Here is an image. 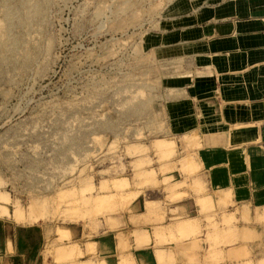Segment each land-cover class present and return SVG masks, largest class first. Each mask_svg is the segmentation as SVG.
<instances>
[{
  "label": "rangeland",
  "instance_id": "rangeland-1",
  "mask_svg": "<svg viewBox=\"0 0 264 264\" xmlns=\"http://www.w3.org/2000/svg\"><path fill=\"white\" fill-rule=\"evenodd\" d=\"M173 2L0 0V217L115 229L109 217L175 169L174 142L159 139L164 58L152 50L161 22L172 29L178 17L167 10ZM199 205L205 224L184 221L173 228L185 236L163 244L187 240L186 264H264V208L253 224L242 213L255 234L205 211L210 199ZM56 233V262L66 264L80 253L73 245L64 258L67 236ZM136 237L137 246L149 243L146 233ZM127 247L119 237V250ZM195 248L202 253L193 260Z\"/></svg>",
  "mask_w": 264,
  "mask_h": 264
},
{
  "label": "crops",
  "instance_id": "crops-1",
  "mask_svg": "<svg viewBox=\"0 0 264 264\" xmlns=\"http://www.w3.org/2000/svg\"><path fill=\"white\" fill-rule=\"evenodd\" d=\"M167 10L178 17L169 19L172 29L168 20L161 22L152 50L164 58L159 139L174 142L175 169L154 177L126 212L109 217L115 229L102 220L95 232L82 224L0 217V264H58L56 230L67 236L68 249L61 252L77 245L80 253L66 264H120L121 257L129 264H186L187 240L162 242L185 236L173 228L184 221L205 224L200 200L210 199L205 211L220 218L240 221L247 211L249 223L264 208V0H175ZM249 223L240 221L237 228L258 234ZM156 231L162 232L157 239ZM145 233L149 243L138 238L137 246L136 236ZM119 237L127 238L122 252ZM189 253L195 260L202 252Z\"/></svg>",
  "mask_w": 264,
  "mask_h": 264
},
{
  "label": "bare ground",
  "instance_id": "bare-ground-1",
  "mask_svg": "<svg viewBox=\"0 0 264 264\" xmlns=\"http://www.w3.org/2000/svg\"><path fill=\"white\" fill-rule=\"evenodd\" d=\"M73 249L75 250L76 248H73ZM69 250H70V249H69ZM69 250H68V251H69Z\"/></svg>",
  "mask_w": 264,
  "mask_h": 264
}]
</instances>
